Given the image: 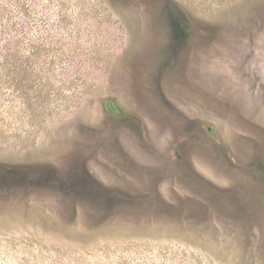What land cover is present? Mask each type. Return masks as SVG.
Segmentation results:
<instances>
[{"label": "rangeland", "instance_id": "374dc122", "mask_svg": "<svg viewBox=\"0 0 264 264\" xmlns=\"http://www.w3.org/2000/svg\"><path fill=\"white\" fill-rule=\"evenodd\" d=\"M0 264H264V0H0Z\"/></svg>", "mask_w": 264, "mask_h": 264}, {"label": "trees", "instance_id": "16d2710c", "mask_svg": "<svg viewBox=\"0 0 264 264\" xmlns=\"http://www.w3.org/2000/svg\"><path fill=\"white\" fill-rule=\"evenodd\" d=\"M113 104H115L114 101L112 102L109 101L106 104L107 108L110 110L111 113H116V114L123 113L122 108L119 105L115 104V106L113 107Z\"/></svg>", "mask_w": 264, "mask_h": 264}]
</instances>
